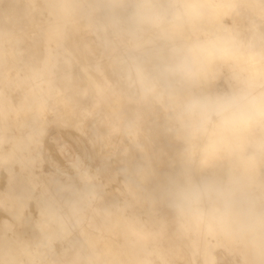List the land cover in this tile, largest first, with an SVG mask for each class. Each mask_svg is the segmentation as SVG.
I'll return each instance as SVG.
<instances>
[{"label":"bare ground","instance_id":"bare-ground-1","mask_svg":"<svg viewBox=\"0 0 264 264\" xmlns=\"http://www.w3.org/2000/svg\"><path fill=\"white\" fill-rule=\"evenodd\" d=\"M199 26L264 43V0ZM133 0H0V264H264V232L197 227L171 193L190 163L175 100L153 91L166 41L134 46ZM235 86L227 69L194 86ZM264 204V165L246 178Z\"/></svg>","mask_w":264,"mask_h":264},{"label":"clouds","instance_id":"clouds-1","mask_svg":"<svg viewBox=\"0 0 264 264\" xmlns=\"http://www.w3.org/2000/svg\"><path fill=\"white\" fill-rule=\"evenodd\" d=\"M237 7L225 0H133L129 36L137 47L166 41L151 88L173 96L190 163L202 172L228 166L224 176L178 184L171 193L177 212L197 227L264 232V204L252 202L246 183L264 165V43L199 28ZM224 69L235 82L230 90H191Z\"/></svg>","mask_w":264,"mask_h":264}]
</instances>
